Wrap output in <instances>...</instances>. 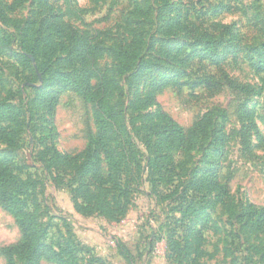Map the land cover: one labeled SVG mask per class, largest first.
Instances as JSON below:
<instances>
[{"label": "rangeland", "instance_id": "374dc122", "mask_svg": "<svg viewBox=\"0 0 264 264\" xmlns=\"http://www.w3.org/2000/svg\"><path fill=\"white\" fill-rule=\"evenodd\" d=\"M49 1L50 11L41 0L15 10L12 0H0V33L12 41L0 55V102L10 90L18 108L0 123L11 133L0 137V151L13 155L15 173L29 180L45 243L74 251L70 264H264V0ZM46 17L94 35L100 51L95 68L108 75L118 49L156 64L135 70L129 86L107 94L111 101L121 94L144 98L140 121L171 118L188 131L214 109L226 110V119L213 115L208 131L183 150L165 137L148 144L143 129L129 124L139 167L133 175L112 176L103 207L91 201L82 211L78 204L87 200L74 179L96 131L94 106L62 91L50 111L43 94L59 86L43 88L41 74L33 77L35 60L22 58L16 43L23 27L37 31ZM55 36L51 26L43 35L50 64L68 70V39ZM206 43L217 47L216 55ZM167 77L175 82L152 92L153 83ZM205 77H229L249 89L196 86ZM55 150L74 158L49 166ZM159 153L173 164H163L165 181L147 166ZM88 190L94 193L93 185ZM188 205L195 212L184 217ZM20 239L13 215L0 206V264H7L1 248ZM38 264L58 263L42 258Z\"/></svg>", "mask_w": 264, "mask_h": 264}, {"label": "trees", "instance_id": "16d2710c", "mask_svg": "<svg viewBox=\"0 0 264 264\" xmlns=\"http://www.w3.org/2000/svg\"><path fill=\"white\" fill-rule=\"evenodd\" d=\"M25 1L27 0H12L9 8L11 10L20 8ZM64 1L68 4L72 2V0ZM41 2L48 11L52 9L49 0H41ZM48 21L49 18L46 17L45 23L37 31H29L26 26L23 27L16 43L20 49L18 53L22 58L30 62H32V58L35 60L37 67L32 69L34 79L39 80V74H41V86L43 88L53 84L59 86L56 91L43 94L44 103L50 111L53 110L62 91L77 93L94 106L96 131L94 135L89 137L88 143L81 153L82 162L76 170L74 179L75 191L84 192L83 197L87 200V205L84 207L78 204L82 211L90 209L91 201L100 204V208L103 207L105 186L111 182L112 176L122 178V175L128 173L133 175L134 168L139 167V161L136 159L135 141L130 140L131 135L127 127L129 124L134 128L138 124L139 128L143 129L146 136L142 140L148 144L151 143L152 137H158V143H162V137H165L168 139L171 148L183 150L190 148L196 138L208 131L213 115L221 116L223 120L226 119V110L214 109L211 114L206 115L188 131H185L171 118L164 119L162 123L140 121L144 98L137 96L130 99L121 94L114 101H111L107 94L109 92H121L124 84L129 86L134 78L135 70L146 71L155 67L156 64L151 61L143 63L142 57L134 51L118 49L115 51L116 63L113 74L108 75L106 72L95 68V60L100 55V51L94 35H87L79 28H65L57 21ZM7 22L16 26L20 24L19 21L8 20ZM24 23L28 25L30 20H26ZM49 26L54 29L57 39H68L65 51L68 70H62L50 64L51 57L47 54L43 37ZM11 43L9 34L0 33V55L10 47ZM212 46V43H206L207 50H212V56H214L218 50L217 47L212 48ZM173 79V77H167V79L155 81L152 92L175 82ZM204 79L196 86L217 89L226 85L237 90L247 91L249 89L247 85L238 84L229 77H221L225 82L223 84L222 81L220 82L221 79H216V77H205ZM93 80H96L95 83ZM11 94L9 90L6 98L0 102V123L5 121L12 111L18 109L9 96ZM4 136L10 139L11 133L0 124V137ZM12 156L0 151V206L13 215L20 229L21 239L16 244L1 248L6 263L14 264L15 258H19L23 264H38L42 258H45L58 264H70L74 260V251L57 250L45 243L38 225L37 215L29 199V180L23 179L15 173ZM65 156L55 150L48 159L49 166H59L66 158L68 160L74 158L69 155ZM166 163L173 165L166 153H159L153 159L147 158L148 170L160 174L159 178L163 181L167 179L164 173H161L163 164ZM53 174H55L53 175L54 179L61 178L60 173ZM86 176L92 183L85 179ZM91 185H93L94 193L88 190ZM218 189L222 193L220 185H218ZM220 193L216 199H220ZM193 212L195 209L188 205L183 211V216L186 217Z\"/></svg>", "mask_w": 264, "mask_h": 264}]
</instances>
